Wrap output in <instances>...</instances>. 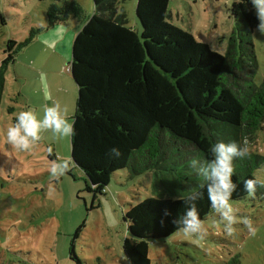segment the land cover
<instances>
[{
	"label": "trees",
	"instance_id": "16d2710c",
	"mask_svg": "<svg viewBox=\"0 0 264 264\" xmlns=\"http://www.w3.org/2000/svg\"><path fill=\"white\" fill-rule=\"evenodd\" d=\"M37 1H52L46 26L31 29L21 43L6 44L0 103L5 73L15 56L41 32L69 19L78 21L81 28L69 66L77 89L71 160L88 180L86 190L93 201L105 194L117 171L148 174L151 186L158 189L171 183L168 176L178 174L182 180L193 172L187 164L192 157L211 159L214 143L256 138L264 123V81L255 83L259 63L253 34L259 21L250 0H234L228 10L234 24L220 38L224 54L169 23L170 0H137V30L128 26L121 6L125 0H93L91 16L72 0ZM112 148L119 149L118 156L111 154ZM251 157L256 155L234 161L232 179L238 187L232 201L248 196L243 181L254 177ZM258 193H264V187L258 186ZM187 194L130 205L123 216L128 236L122 243L130 264H150L148 242L179 232L176 220L187 205L178 197ZM196 204L203 221L212 213L206 188ZM70 258L81 263L72 245Z\"/></svg>",
	"mask_w": 264,
	"mask_h": 264
},
{
	"label": "rangeland",
	"instance_id": "374dc122",
	"mask_svg": "<svg viewBox=\"0 0 264 264\" xmlns=\"http://www.w3.org/2000/svg\"><path fill=\"white\" fill-rule=\"evenodd\" d=\"M88 1L93 4V0ZM233 2L170 0L168 22L224 54L226 45L220 38L227 36L234 24L228 13ZM51 3L0 0V65L6 57L8 41L21 43L29 37L31 29L46 26V10ZM136 3L137 0H125L121 5L127 14L128 26L135 30L139 25L135 17ZM41 35L42 32L36 37ZM253 42L259 63L255 77L258 85L264 81V33L258 28ZM33 47L40 46L30 43L9 64L0 103V264H77L70 258L71 245L80 264H130L122 251L123 240L128 236L123 216L130 205L151 197L182 196L202 180L188 171L185 179L181 180L178 174L168 176L169 185L153 189L150 175L132 176L127 170H120L112 175L105 194L93 201V194L86 190L88 180L71 160L70 138L57 139L45 132L30 151H18L9 145L5 136L7 127L20 111L35 109L26 101L29 86L25 84L35 82V78L21 66L22 63L29 65ZM71 49L72 46L70 56ZM70 59L61 63L60 75L66 76L70 88L76 91L69 73ZM20 74L22 78H17ZM76 99L77 92L68 101L70 122ZM36 111L43 114L41 109ZM247 147L249 155H256L250 158L249 164L253 175L264 180V161H261L264 123ZM58 158L69 160L70 167L57 180L50 176L49 168ZM232 203L238 216L252 220L254 234L237 223L235 233L228 236L212 212L203 220L206 229L203 239L185 236L179 231L167 239L149 241L150 264H264V193L248 195Z\"/></svg>",
	"mask_w": 264,
	"mask_h": 264
},
{
	"label": "clouds",
	"instance_id": "9594fccd",
	"mask_svg": "<svg viewBox=\"0 0 264 264\" xmlns=\"http://www.w3.org/2000/svg\"><path fill=\"white\" fill-rule=\"evenodd\" d=\"M250 2L259 21L257 28L264 33V0H250ZM45 132H50L57 139L73 136L74 128L66 107H62L59 103H52L44 106L42 115L32 108L20 111L14 122L7 127L5 136L7 143L18 151H30L42 139ZM247 144V138H244L242 143L217 142L211 146V159L194 156L187 162L188 167L202 180V183L193 188L185 197H178L187 205L183 216L176 220L179 231L185 236L203 239L206 233L196 204L205 188L210 209L218 216L228 236L235 233L237 223H242L250 233H255L252 220L238 216L231 199L238 187L232 179L235 171L234 161H243L247 158L249 155ZM111 154L118 156L119 149L112 148ZM69 167V160L58 158L52 161L49 174L53 179L58 180L68 172ZM258 186L264 187V180L259 177L254 176L243 181V190L249 196L255 194Z\"/></svg>",
	"mask_w": 264,
	"mask_h": 264
},
{
	"label": "crops",
	"instance_id": "0c3cea01",
	"mask_svg": "<svg viewBox=\"0 0 264 264\" xmlns=\"http://www.w3.org/2000/svg\"><path fill=\"white\" fill-rule=\"evenodd\" d=\"M74 2L83 8L87 16L93 15L94 6L91 2L88 0H75ZM80 28L81 24L78 21L69 19L64 23H59L53 28L42 32L41 37H36L37 42H31V46L36 43L40 47H33L29 52V58L31 59L28 63L29 65L27 66L22 63L21 66L26 69L27 73L28 71L32 72L35 78V82H25L26 87L29 86L26 101L28 104L34 105L35 110L41 109V112H43L44 106L51 105L52 103H59L62 107L68 109V101L75 98L77 89L75 91L74 88L73 91L70 88L66 76H61L60 73L62 68L61 63L64 60L68 61L71 57L70 47ZM230 29L232 30V28ZM69 66L70 63L68 64ZM17 78H22L21 74ZM68 116L70 117V109H68Z\"/></svg>",
	"mask_w": 264,
	"mask_h": 264
}]
</instances>
